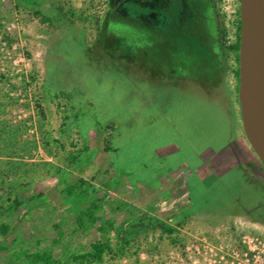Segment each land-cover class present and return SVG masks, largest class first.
Wrapping results in <instances>:
<instances>
[{
	"label": "rangeland",
	"instance_id": "obj_1",
	"mask_svg": "<svg viewBox=\"0 0 264 264\" xmlns=\"http://www.w3.org/2000/svg\"><path fill=\"white\" fill-rule=\"evenodd\" d=\"M212 5L173 47L107 19L109 0H0V147L17 151L0 153V264L48 250L77 264L100 239L103 260L85 264H264V165L229 49L239 0ZM188 38L204 60L180 55Z\"/></svg>",
	"mask_w": 264,
	"mask_h": 264
},
{
	"label": "water",
	"instance_id": "obj_2",
	"mask_svg": "<svg viewBox=\"0 0 264 264\" xmlns=\"http://www.w3.org/2000/svg\"><path fill=\"white\" fill-rule=\"evenodd\" d=\"M238 99L246 138L264 165V0H241Z\"/></svg>",
	"mask_w": 264,
	"mask_h": 264
},
{
	"label": "flooded vegetation",
	"instance_id": "obj_3",
	"mask_svg": "<svg viewBox=\"0 0 264 264\" xmlns=\"http://www.w3.org/2000/svg\"><path fill=\"white\" fill-rule=\"evenodd\" d=\"M214 0H109V12L106 17H114L123 20L141 22L148 31L154 33L159 38L160 31L169 32L171 30L176 35L182 32H194L196 20L199 18L198 11L202 7L210 12L204 15V20L210 18L211 8ZM241 0H239L240 12ZM238 12V13H239ZM207 13V12H206ZM209 17V18H208ZM240 19V15H239ZM169 26L171 28H166ZM187 30V31H184ZM191 32H189L191 34ZM182 36V35H181ZM194 36V34H191ZM251 168V166L249 167ZM251 171L255 173L253 168ZM255 176L259 177L258 172Z\"/></svg>",
	"mask_w": 264,
	"mask_h": 264
},
{
	"label": "trees",
	"instance_id": "obj_4",
	"mask_svg": "<svg viewBox=\"0 0 264 264\" xmlns=\"http://www.w3.org/2000/svg\"><path fill=\"white\" fill-rule=\"evenodd\" d=\"M239 15H240V12H239ZM106 18L108 19V17H106ZM156 34H159V39L160 40L165 41V42L170 43V44L174 43V44H172L173 47H176L177 44L181 43V42L176 41L175 39H172V38H174L176 36V33H174L173 30L169 31L168 33L160 31V33H156ZM240 36H241V20L238 19L236 41H235V43H233L229 47V49L235 54L236 59H237L238 62H239L240 40H241ZM192 37H194V36H192ZM214 38H215V41L217 43V52H216L217 61H216V66L217 65L219 66V65H221L220 64L221 63V54H219V52H220V49L224 46V41H225L224 32L223 31H221L220 33H219V31L214 32ZM186 41H187L186 42L187 45L185 46L186 48L181 47V45H180L181 49L180 48L178 49V52L180 53V55L183 54L185 59H191V60L188 61V62H191V63L196 61L197 59L200 60V61L204 60L203 55H201V56L198 55V57L196 58L194 56L192 57L190 55V53H187V52L185 53V51H187L188 48H193L194 47L192 42L196 41V40L195 39L192 40V39L188 38ZM145 46H146V44H145ZM177 47H178V45H177ZM236 74L239 77V69L236 71ZM1 79H4V77L1 76ZM16 89H17L16 87L12 88V90H14V91ZM4 96H5L4 98H8L9 99V101H10L9 103H11L10 105H13V103L17 104L16 98L14 96H10V97L8 95L7 96L4 95ZM5 105L6 104H4V102H2V103L0 102V110ZM11 132H12V130H11ZM11 132L8 131L9 134H7L6 138H4V139L2 138L4 136H2V137L0 136V143L9 142V144H11L12 143V141H11L12 139L11 138L13 137ZM9 144L6 145V143H5V145H4L5 148H1L0 147V153L3 154L4 156L6 154H10V153L14 154V155H17V151H15L13 149V147H8ZM9 150H10V152H9ZM0 157H2V156H0ZM14 168L15 167H13V169ZM9 171H12V168H10ZM17 181L18 180H16V181L14 180L13 186L10 185L11 193L14 194V198H13V206H10L9 210H11V209L12 210L13 209L17 210V208L23 203V201L20 200V196L16 193V190H17L16 189V185L18 184ZM6 183H7L6 180H4V179L0 180V185L1 186H4ZM0 206L2 207V204H0ZM5 213H6L5 210H0V215H5ZM8 229L9 228H8V226L5 223H1L0 224V231H3L4 233H6L8 231ZM90 246H91V249L87 253L81 254V255L76 254V255L73 256L72 259L75 261V263H77V264H85V261L101 262L103 260V254H104L105 250L108 247L107 241L103 240V239H100V240H97V241L91 243ZM28 257H30V261L33 264H62V262L59 259H57V257L54 256L53 252L49 251V250L48 251L35 252L33 254H30Z\"/></svg>",
	"mask_w": 264,
	"mask_h": 264
},
{
	"label": "crops",
	"instance_id": "obj_5",
	"mask_svg": "<svg viewBox=\"0 0 264 264\" xmlns=\"http://www.w3.org/2000/svg\"><path fill=\"white\" fill-rule=\"evenodd\" d=\"M147 102V101H146ZM134 108L135 107H132V109H130V111H132L135 115L137 114V111H139V109L138 108H136L137 110H134ZM115 113V112H114ZM246 143H247V145H248V140H247V138H246ZM240 149L242 150V151H245L244 150V146L241 144L240 146ZM247 147V146H246ZM226 149H228V150H230V148L227 146V147H225V148H223V149H221V151H226ZM233 152V150L231 149L230 150V152L229 153H232ZM208 158H206V160H207ZM247 164V166H249V163L247 162L246 163ZM231 169H238L237 167H233L232 166V168H229L227 171H225L224 173H221L219 176H223V175H225L228 171H230ZM239 171H241L240 169H239ZM249 180V182L250 183H253V182H257V181H261V180H253L251 177L248 179ZM262 182V181H261ZM263 183V186H264V182H262ZM264 202V199H263V201L258 205V206H261V204ZM258 206H256V207H258ZM256 207H254V208H256ZM252 209V208H251ZM248 210V209H247Z\"/></svg>",
	"mask_w": 264,
	"mask_h": 264
}]
</instances>
